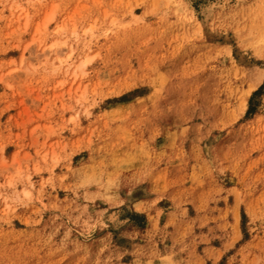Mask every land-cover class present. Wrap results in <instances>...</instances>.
Here are the masks:
<instances>
[{"label":"rangeland","instance_id":"obj_1","mask_svg":"<svg viewBox=\"0 0 264 264\" xmlns=\"http://www.w3.org/2000/svg\"><path fill=\"white\" fill-rule=\"evenodd\" d=\"M0 264H264V0H0Z\"/></svg>","mask_w":264,"mask_h":264}]
</instances>
